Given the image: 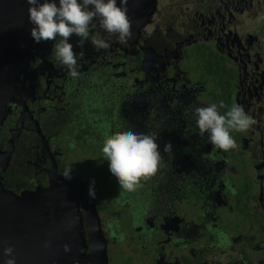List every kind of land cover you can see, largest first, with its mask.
Masks as SVG:
<instances>
[{
	"label": "flooded vegetation",
	"instance_id": "1",
	"mask_svg": "<svg viewBox=\"0 0 264 264\" xmlns=\"http://www.w3.org/2000/svg\"><path fill=\"white\" fill-rule=\"evenodd\" d=\"M142 2L128 0L125 44L98 21L90 34L108 49L72 36L73 79L54 42L31 37L27 0H0V264L8 245L16 264H264V0H154L143 20ZM210 104L221 115L238 104L257 123L218 149L193 114ZM116 124L159 136L162 165L130 194L99 142ZM89 146L102 158L96 178L72 165Z\"/></svg>",
	"mask_w": 264,
	"mask_h": 264
},
{
	"label": "clouds",
	"instance_id": "2",
	"mask_svg": "<svg viewBox=\"0 0 264 264\" xmlns=\"http://www.w3.org/2000/svg\"><path fill=\"white\" fill-rule=\"evenodd\" d=\"M28 19L34 25L30 34L36 43L53 41V54L58 64L73 79L79 76L77 53L70 39L78 37L77 46L83 48L89 42L97 49H108L110 44L99 35H91L94 21L99 28L110 35H117L121 44L127 43L132 36L131 22L128 18V0H27ZM91 6V7H90ZM83 56V52L79 53ZM220 107H224L221 102ZM195 124L201 137L207 134V142L218 149L228 151L236 147V141L230 135V129L247 131L257 121L245 113L240 105H233L225 115H221L216 104L196 107L193 112ZM155 133L118 131L107 137L102 152L109 162V171L116 178L120 189L134 191L144 177L154 175L162 165L163 156L159 151ZM164 153L172 154L171 142L165 143ZM71 179V167L63 173ZM94 185V181L92 182ZM89 195L95 197L94 187L90 186ZM50 241H46L47 248ZM64 250L70 251L69 245ZM7 259L4 264H16L14 246L4 247Z\"/></svg>",
	"mask_w": 264,
	"mask_h": 264
},
{
	"label": "rangeland",
	"instance_id": "3",
	"mask_svg": "<svg viewBox=\"0 0 264 264\" xmlns=\"http://www.w3.org/2000/svg\"><path fill=\"white\" fill-rule=\"evenodd\" d=\"M104 114H105V120H104V124H105V127H106V123H107V120L109 118V110L107 109H104L103 110ZM117 113V112H116ZM111 116V115H110ZM115 118V121L119 122L120 123V118L118 116H114ZM121 122H124L123 121V117H121ZM111 129V128H110ZM126 129V127H121L119 128L117 126V124L111 129L112 130V133L114 134L115 132H118V131H124ZM111 130L109 132V135H112L111 133ZM105 137H104V140H99L100 141H104L107 139L106 136L108 135V130L105 129ZM94 154H97V149L96 148H92L91 146H89L88 148H85L83 149V151L79 152L78 153V157L76 160V162H73L72 165L74 164L76 167H73V168H77L78 170H83L85 171L87 174H92L93 177L96 178V173L98 172V170H102L100 167L98 166H102L100 160L102 158H97V155H94ZM118 188H120V185L117 186ZM106 189H107V185L104 184L103 185V188L102 190H96L97 192V198H101V199H107L108 198V194L106 193ZM122 190V189H119V191ZM124 192L127 193V190H124ZM130 193H132V191H128ZM108 206V205H107ZM113 205H109L110 208H112ZM123 219V216H121V221ZM224 220V218H223Z\"/></svg>",
	"mask_w": 264,
	"mask_h": 264
},
{
	"label": "water",
	"instance_id": "4",
	"mask_svg": "<svg viewBox=\"0 0 264 264\" xmlns=\"http://www.w3.org/2000/svg\"><path fill=\"white\" fill-rule=\"evenodd\" d=\"M143 4H141V6H143L142 8L144 9L143 11H140L138 12L137 9H136V14H138V16L140 18L145 19L147 16L150 15L151 11H152V8H153V4H154V0H143L142 2ZM133 11H134V7L132 6H129L128 7V18L130 19V16H133ZM83 187H85L86 189V192H87V205L89 207V210H90V213H91V217H92V223L94 225V229H95V233L100 237L102 238L101 234H100V230H99V224H98V217L96 215V211H95V208H94V202H93V197L89 195V186L88 185H83ZM49 192V190H47L46 192H44V195ZM39 198V197H38ZM30 200H32V203L28 204L32 206H38V203H36L35 199L37 198H29ZM91 234V233H90ZM91 238V236H90ZM102 241V242H101ZM94 244H95V241H94ZM96 247L98 248V250L102 253H104V241L103 239L100 240L98 239L97 242H96ZM26 253V252H25ZM24 255V253H23Z\"/></svg>",
	"mask_w": 264,
	"mask_h": 264
},
{
	"label": "trees",
	"instance_id": "5",
	"mask_svg": "<svg viewBox=\"0 0 264 264\" xmlns=\"http://www.w3.org/2000/svg\"><path fill=\"white\" fill-rule=\"evenodd\" d=\"M107 178H109V176ZM108 180L111 181V179H108Z\"/></svg>",
	"mask_w": 264,
	"mask_h": 264
}]
</instances>
